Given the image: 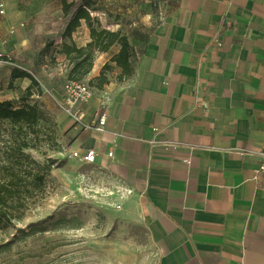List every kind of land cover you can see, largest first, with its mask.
Masks as SVG:
<instances>
[{
    "label": "crops",
    "instance_id": "1",
    "mask_svg": "<svg viewBox=\"0 0 264 264\" xmlns=\"http://www.w3.org/2000/svg\"><path fill=\"white\" fill-rule=\"evenodd\" d=\"M3 1L0 100H17L30 84L13 80L8 62L34 70L36 95L66 146L93 149L90 165L135 203L155 264H264V0H167L155 24L128 34L133 74L119 81L110 61L115 77L77 105L79 122L63 87L40 80L49 67L35 63L51 31L40 28L48 34L34 46L27 30L40 11ZM88 39L73 37L78 46ZM107 59L97 57L87 78Z\"/></svg>",
    "mask_w": 264,
    "mask_h": 264
},
{
    "label": "rangeland",
    "instance_id": "2",
    "mask_svg": "<svg viewBox=\"0 0 264 264\" xmlns=\"http://www.w3.org/2000/svg\"><path fill=\"white\" fill-rule=\"evenodd\" d=\"M67 1H73L74 5L65 15L60 0H19L21 8L40 11V16L34 17L37 26L27 28L34 46L51 31L50 37L45 39L52 43L46 50V58L35 63L46 64L50 69L49 72L45 68L40 80L54 88L62 86L66 92L69 63L57 52L62 41L60 36L65 23L85 0ZM87 1L96 9L91 15L98 19L101 27L127 35L131 29L151 27L167 9V0ZM48 15L50 20L42 22ZM42 27L48 28V33L40 32ZM87 36L90 38L84 22L72 34L77 44L83 43ZM117 48L118 45H114L105 54L95 53L94 62L103 56L108 58L105 63L111 66L109 62ZM13 61L8 62L10 66H16ZM104 73L108 79L115 77L113 68ZM88 76L89 73L79 81L92 88L89 83H95V78L88 79ZM28 101L40 103L36 94ZM57 137L59 146L48 152L63 162L51 170L49 194L42 202L31 206L22 221L0 230V264H155L157 247L135 203L122 202L126 199L124 191L116 188L104 169L74 158L73 149L66 146V137L63 139L58 129ZM28 151L38 159L43 158L36 150Z\"/></svg>",
    "mask_w": 264,
    "mask_h": 264
},
{
    "label": "trees",
    "instance_id": "3",
    "mask_svg": "<svg viewBox=\"0 0 264 264\" xmlns=\"http://www.w3.org/2000/svg\"><path fill=\"white\" fill-rule=\"evenodd\" d=\"M60 1L62 12L68 14L74 2ZM93 10L96 9L91 7L90 1L85 0L63 29L57 52L69 63L67 79L82 80L93 66L95 53L106 52L118 45V51L110 61L120 68L117 79L122 81L134 72V47L127 34L101 27L98 19L91 15ZM82 22L88 28L90 40L78 46L72 34ZM51 45V42H46L44 51ZM54 60L51 58V61ZM110 68L105 63L95 83L89 84L101 88L108 82L104 71ZM31 72L35 73L34 70ZM32 73L14 66L11 78L26 77L30 79V84L19 95L18 101L0 100V230L22 221L31 206L47 197L51 170L63 162L48 152L59 146L56 121L41 103L28 101L33 94H41ZM9 86L12 87V83ZM28 149L38 151L43 158L38 159Z\"/></svg>",
    "mask_w": 264,
    "mask_h": 264
},
{
    "label": "built area",
    "instance_id": "4",
    "mask_svg": "<svg viewBox=\"0 0 264 264\" xmlns=\"http://www.w3.org/2000/svg\"><path fill=\"white\" fill-rule=\"evenodd\" d=\"M5 11V4L3 0H0V14H3ZM67 90H68V104L69 107L67 108L68 112H71L73 114V117L75 121L79 122L81 119V110L77 108V105L79 103H84L88 99V96L91 93L92 88L83 81H72L69 80L67 84ZM106 121V113L102 112L98 116V125L97 128L99 130H102ZM241 154L248 153L246 151H240ZM251 154V153H250ZM258 154L261 156V158L264 160V149ZM72 156L76 158L78 161L84 163V164H92L95 161L96 153L93 149H86L82 152H78L77 150L72 151ZM264 169V165L262 166ZM131 190H127L126 193L129 194ZM121 205L118 206L120 208Z\"/></svg>",
    "mask_w": 264,
    "mask_h": 264
}]
</instances>
